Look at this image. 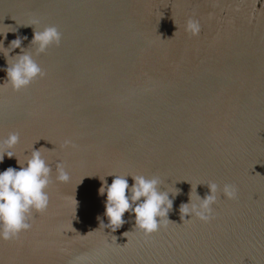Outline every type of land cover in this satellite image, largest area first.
<instances>
[{
	"label": "water",
	"instance_id": "obj_1",
	"mask_svg": "<svg viewBox=\"0 0 264 264\" xmlns=\"http://www.w3.org/2000/svg\"><path fill=\"white\" fill-rule=\"evenodd\" d=\"M48 26L60 43L37 54L34 30ZM0 34L45 72L20 91L0 85V139L18 133L17 159L41 149L53 169L47 209L0 241V264H264V0H0ZM6 67L0 54V84ZM112 174L130 187L159 177L175 224L144 237L126 212L104 229L98 190ZM212 183L237 198L218 193L208 223L181 221L192 187L204 198Z\"/></svg>",
	"mask_w": 264,
	"mask_h": 264
},
{
	"label": "clouds",
	"instance_id": "obj_2",
	"mask_svg": "<svg viewBox=\"0 0 264 264\" xmlns=\"http://www.w3.org/2000/svg\"><path fill=\"white\" fill-rule=\"evenodd\" d=\"M185 31L193 36L198 35L199 21L189 19ZM60 40L61 34L57 28L48 26L40 31L34 30L31 44L36 45V53L39 54L46 52L52 45L58 46ZM21 44L22 39L16 38L10 42L9 47L5 48L3 41L0 40V54H3L7 60V67L3 69L6 79L0 85L6 84L13 91L25 89L37 78L42 79L45 76V72L35 62L32 54L21 48ZM18 48L21 49V54L9 56V53ZM19 140L20 136L16 132H10L6 139H0V163L5 157L17 159L14 149ZM17 163L20 165L19 169L8 167L0 172V241L2 242L14 241L21 232L29 231L31 224L28 220L31 214L45 211L49 204L46 189L53 169L42 157L41 149L33 150L31 147L30 156L23 163L17 159ZM112 175L114 179L111 184L108 185L103 178L98 190L101 196H106L103 215L108 222L107 224L102 220L100 222L104 229L108 228L111 232H115L122 227L126 222L123 219L126 212L134 214V229L141 232L144 237H151L161 228H166L169 223H174L168 219L173 206V200L169 198L171 192L160 190L159 177L131 176L134 183L130 187L126 179L128 176ZM56 180L61 183L70 180L62 163L56 165ZM196 186L194 189L192 187L188 203L180 205L181 221H189L195 217L203 223H208L214 218L213 205L217 202L218 193L228 200L236 199L238 194L237 189L231 184H224L221 187L212 183L207 185L208 194L201 198L196 192ZM176 194L178 191L173 196ZM185 217L189 218L185 219ZM127 233L125 232L124 236L127 237ZM113 237L116 240V237Z\"/></svg>",
	"mask_w": 264,
	"mask_h": 264
}]
</instances>
